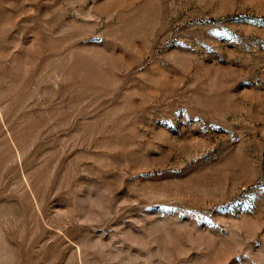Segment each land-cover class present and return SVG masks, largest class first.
<instances>
[{
    "label": "rangeland",
    "instance_id": "1",
    "mask_svg": "<svg viewBox=\"0 0 264 264\" xmlns=\"http://www.w3.org/2000/svg\"><path fill=\"white\" fill-rule=\"evenodd\" d=\"M0 264H264V0H0Z\"/></svg>",
    "mask_w": 264,
    "mask_h": 264
}]
</instances>
